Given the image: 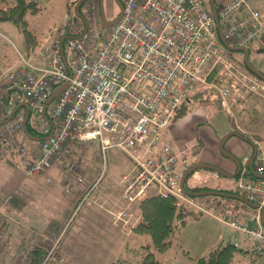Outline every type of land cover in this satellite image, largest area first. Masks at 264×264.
Wrapping results in <instances>:
<instances>
[{
    "label": "built area",
    "instance_id": "2783aa9c",
    "mask_svg": "<svg viewBox=\"0 0 264 264\" xmlns=\"http://www.w3.org/2000/svg\"><path fill=\"white\" fill-rule=\"evenodd\" d=\"M251 1L216 0L220 31L230 45L250 47L264 34V17L250 8ZM121 3L119 19L107 29L100 24V0L85 1L81 24L74 20V9L67 11L52 41L38 51L46 67L23 56L15 66L0 67V111L10 114L16 109L0 127V137L8 141L16 130L24 135L27 104L30 116L35 114L33 129L45 139L28 140L31 146L22 154L26 175L41 174L66 159L74 142L98 141L103 152L116 146L132 159L131 174L122 181L128 206L154 194L186 200L179 188L180 176L202 148L197 142L173 146L163 141L164 130L211 67L221 62L230 74L237 68L226 54L205 0ZM241 13L245 15L240 17ZM246 88L261 93L264 84L252 80ZM219 93L224 104L231 93L229 84L223 81ZM248 162L245 157L243 164ZM254 167L264 175L262 155L258 154ZM236 190L264 206V180L242 178ZM230 224L244 232L252 245L264 243L261 229L236 221Z\"/></svg>",
    "mask_w": 264,
    "mask_h": 264
},
{
    "label": "rangeland",
    "instance_id": "374dc122",
    "mask_svg": "<svg viewBox=\"0 0 264 264\" xmlns=\"http://www.w3.org/2000/svg\"><path fill=\"white\" fill-rule=\"evenodd\" d=\"M27 1H36L39 7L36 13H27L26 29L36 37L37 47L40 48L52 41L67 10V3L74 0ZM205 2L206 8L209 10L208 0ZM14 4L15 0H4L3 6L11 7ZM102 7L107 20L112 19L118 13V7L114 0H102ZM256 7L264 11V0H252L250 8ZM80 11H83L82 7ZM244 15L241 13L240 17ZM74 20L81 24L77 18ZM26 44L25 35L20 27L9 21H0L1 63L17 60L18 53L27 57ZM261 45L262 42L257 40L249 47V61L256 69L264 73V49L260 47ZM226 52L231 55L230 57L233 58L238 69L234 68L233 74L229 72L226 74L224 64L221 62L211 67L206 72L207 76L204 82L195 85L194 100L186 103L183 117L203 111L207 113L205 117L207 124L200 130V136L207 146L209 143L218 144L219 137L221 139L225 133L230 132L233 126L247 132L250 137L253 136L250 132L256 131L261 136L258 138L264 153V114L257 113L252 117L253 112L250 108L243 106L241 109H234L233 101L229 100L232 95H236L234 99L237 100L249 92L261 94L246 88L248 83L255 79L240 65L244 60L243 52L240 50H226ZM46 64L45 60L43 66ZM223 81L224 84H229L232 93L228 96L227 102L224 101V104L220 102L219 98V88ZM261 98L264 100V96ZM234 110L236 113L233 114ZM239 110L243 111L238 112ZM34 116V112H31V116L27 119L32 128L34 121L32 117ZM5 120V114H1L0 122ZM36 127L40 130L38 124ZM247 142L252 149L254 141L253 143L249 140ZM74 144L76 143L70 145L71 155L63 161L55 162L50 168V170L56 167L61 168L68 174L65 178L62 176L64 180L61 182L55 178L57 186L51 188L48 185L51 183L50 178L46 181L47 171L38 176H26L23 172L22 154L31 146L28 139L19 130L14 131L13 137L8 141L4 137L3 139L0 137V206L4 210H7L5 205L10 193L9 203L19 205L20 198L25 200V196L24 198L22 195L19 196L18 189L20 190L21 187L35 181H39L45 189H54L53 193H48L49 195L61 197V200L54 197L55 209L53 212L45 205L33 204L38 208H29V211L36 212V214L24 218L22 224L17 220H9L4 210H0V235L12 237L13 245L18 243L21 245V248L15 253L12 254V251L5 253V242L0 239V255L5 253L0 257L1 264H26L28 250L34 245H40L44 250V260H47L44 264H110L117 259H122L125 263L136 264L148 250L153 251L156 258L166 264H196L198 257L204 254L202 252L205 246L219 234L223 244L236 239L238 234L242 235L241 231L227 222L234 219L245 223L249 222L247 220L249 216L245 221L237 217L233 218V216H239V214L234 215L238 210L236 205L242 206L245 213H257L239 199L232 197L211 194L189 198L187 208L196 215L188 216L186 226L173 236L171 245L165 252H157L150 236L133 232L126 223L127 217L124 215H122L123 218L119 217L121 211L125 213L132 209L131 206H126V201H123L124 206L122 204L123 207L115 212L113 218L102 210L103 206L110 205L114 197L117 198L121 195L124 200L121 178L123 174L126 176L131 174L133 162L130 158L116 146L108 147L103 152L98 141L79 142L80 147L78 143ZM196 160L198 161V159ZM90 171L96 172L98 177L95 182L92 181V187L83 194L81 192L84 186L91 179L88 177ZM193 175L194 177L196 175L197 180L203 185L225 187L223 182L226 181L228 184L231 181L229 177L206 168L196 170ZM190 179H187L189 186H191ZM61 184H65V187H58ZM67 187L71 188L69 192L66 191ZM101 190H104L108 199L101 196L100 201L96 197ZM32 196H34L32 193H28L26 198L29 199ZM227 209L229 211H226ZM70 212L71 215L68 217ZM245 215L243 214V216ZM212 216L216 218L221 216L227 221L220 219L225 222L223 224V222L213 219ZM218 222L221 228L217 224ZM9 227L16 235L9 231ZM147 245L150 248H147ZM214 248H210L209 251ZM241 248H243V244ZM7 253L8 255H6ZM48 253H51L50 256ZM231 264H264V253L257 256L254 253L238 252Z\"/></svg>",
    "mask_w": 264,
    "mask_h": 264
},
{
    "label": "crops",
    "instance_id": "0c3cea01",
    "mask_svg": "<svg viewBox=\"0 0 264 264\" xmlns=\"http://www.w3.org/2000/svg\"><path fill=\"white\" fill-rule=\"evenodd\" d=\"M256 8H258V7H256ZM258 9H260V8H258ZM260 11L264 15V11L261 9H260ZM257 40L263 42L262 38L260 39V37H259V39L257 38ZM38 49L34 52V63L37 66L42 67L44 65L45 61H43L42 58L38 56V51H39ZM17 62H18V60H15L12 62L0 63V66L2 68L6 69L12 65L17 64ZM260 94L261 95H257L255 93L249 92V93L244 94L243 96H241L237 100L234 99V97L236 95H232L229 100L233 101L234 105L232 103V107H234V109H236V108L241 109V108H243V106H245L246 108L247 107L250 108L251 112H253V114L251 115L253 117L257 113L258 114H260V113L264 114V100L261 98L264 96V91H261ZM192 100H194V99L192 98L190 101H192ZM2 101L5 104L6 100L4 97L2 98ZM243 110H239L238 112H242ZM232 113L234 114V113H236V111L234 110ZM1 114H6V113L4 111H0V115ZM184 115L185 114L178 116L177 118H173L171 120L168 127L164 130V133L162 136L163 141L169 142L173 146H179V147H182V146L187 145V144L189 145L190 143L197 142L202 147V152L198 157V161L200 163L213 165V166H216V167L223 169L224 171H226L228 173H234L237 169L235 163L231 159L222 155L219 151V143H220L219 140H221L220 137L218 136L219 137L218 144L217 143H209V145L207 146V144L205 142H203L202 137L200 136V130H202V126H205L207 124L206 123L207 120L205 119L207 113L203 111L202 113H200V112L194 113V114H191L190 116H187V117H183ZM230 121H231V119H230ZM233 130L243 134L250 141L251 140L254 141V144H258L260 146V152L264 157V153L262 152V146L260 144L261 142L258 138L261 136L258 132H256V131L250 132L251 135H253L252 137H250L247 134V132L243 131L239 127L237 128V126L236 127L233 126L231 131H233ZM231 136H233V137H231ZM231 136L226 140V142L224 144V148L227 151L231 152L241 162V164H243L242 159L246 156L250 157L254 152L255 146H254V144H252L253 148L251 149V146L249 145V143L247 141L245 143V141L242 140L241 138H239L235 135H231ZM76 144H74V145H76ZM80 146H81V144H79V147ZM97 147H99V146L97 145ZM80 151H81V149H80ZM240 169H242V167ZM80 171L82 172V170H80ZM66 173H67L66 170H63V169L57 168V167L54 168L53 170L49 169V171H47L45 174L46 175V181H48V178H50V181H51V183L47 182L49 187L52 188L53 186H57L55 178L61 182L62 180H64L62 176H64V178L66 176H68V174H66ZM85 173H88V172H85ZM125 175L126 174H123L122 178ZM53 176H55V177H53ZM240 176H238V177H240ZM88 177H90L91 179L89 180V183L84 186V189L81 192L83 194L85 191H88V188L92 187L91 186L92 181L95 182L97 180L98 176H96V172L93 173L92 171H90V174L88 175ZM238 177L229 178V179H231L230 183L226 184L227 183L226 181L223 182V184L225 186V187H223L220 185L212 186L211 184L203 185L200 183V181L197 180L198 177L196 175H195V177H194V175H191V177H189V178H191L190 179V185H191L190 187L194 188V187H204L205 186V187L224 189V190H226V189H228V190L233 189L234 190V185H235V182L238 179ZM122 178H121V181H122ZM259 179H262V178L257 177L256 180H259ZM231 186H233V187L231 188ZM58 187L64 188L65 184H61ZM51 188L45 189V187L42 184H40L39 181H35L34 183H30L29 185H26L23 188L21 187L20 190L18 189L19 196L22 195V198H24V196H25V198H24L25 200H22L20 198L19 205H12L8 201V199L11 197V193H10V195L7 197V203H6L7 206L5 205V207H7V210H4L2 208V206H0V210L1 209H2V211L4 210V213L9 218V220H17L20 224L24 223L23 222L24 218H27L30 215L36 214V212L32 213L29 211V208H34V209L38 208L37 206H33V204L38 205V203H39L40 205H45V207H49V210L53 212L55 209L54 197H58L59 200H61V197L60 196H54L52 194L49 195L48 193L54 192V189H51ZM70 189L71 188L67 187L66 191L69 192ZM39 192H40V195H38ZM28 193L29 194L32 193L34 196L27 199L26 196L28 195ZM101 196L104 197V199H108L104 190H101V192H99V194L96 197L101 201ZM243 203L245 205H247L248 207L252 208L247 203H245V202H243ZM104 204H105V202H104ZM122 204L124 206V202H123L122 197L120 195L119 197L117 196V198L114 197L111 200L110 205L103 206L102 210L104 213L108 214V212H110V211L114 212V211L122 208L123 207ZM229 204L231 205V202H229ZM236 207H238L237 208L238 210L236 212L237 214L234 213V215L239 214V216H233V218L237 217V218H240L242 221H245V219L249 216V218L247 220L250 219L251 221L249 220V222L247 224L251 227L256 226V221L251 219L252 217L256 216L255 212L245 213V209L242 206L236 205ZM226 211H229V209H227ZM243 214L244 215L246 214V215L243 216ZM70 215H71V212L69 213L68 217H70ZM212 217H213V219L215 218L221 223L223 221H221L220 219L227 221V220L223 219L221 216H219L218 218H216L214 216H212ZM219 222L217 223L218 225H219ZM223 224H225V222H223ZM219 227H220V225H219ZM9 231L11 233H13L14 235H16V233H14V231L10 227H9ZM241 236H242L241 234H238L239 238H241ZM8 239L10 241H12V237L9 236ZM220 243H221V240H220V234H219L217 236V238H215L214 240H211L210 243L207 246H205L202 253H206L207 251H209L210 248H214L217 246V244L219 245Z\"/></svg>",
    "mask_w": 264,
    "mask_h": 264
},
{
    "label": "trees",
    "instance_id": "16d2710c",
    "mask_svg": "<svg viewBox=\"0 0 264 264\" xmlns=\"http://www.w3.org/2000/svg\"><path fill=\"white\" fill-rule=\"evenodd\" d=\"M78 1L79 0H74L71 3H67V10L69 11L73 7H75ZM3 4H4V0H0V21H9L15 24L16 26L20 27L26 38L28 56L25 57L21 55L20 53H18L17 60L20 59V56H23L25 58H29L31 61L33 60L32 63L36 65L34 63V52L39 47L37 48L36 37L33 36L26 29L27 28L26 15L27 13H36L39 10V7L37 6V2L27 1V0H15V4L11 7H5L3 6ZM80 9L81 8L78 9V12L81 15L82 11H80ZM73 17L79 20L78 15L73 14ZM228 55L231 56L229 53ZM42 60L45 61V59L43 58ZM15 65H12V66H15ZM240 65L244 67L246 72L254 76V74L250 72L246 68V66L243 65V63H241ZM46 66H42V67H46ZM2 69H5V68H2ZM218 81H220V79H218ZM8 97H9V92L5 94V97H4L5 100H7ZM189 99L190 98H187L177 108L174 114V118H177L178 116H181L184 114L185 105L189 101ZM219 106H220V103H219ZM26 132L34 136H40V134L37 131H35L31 126H29L28 123L26 124ZM130 160L132 161V159ZM195 163H200V162L198 161ZM191 174L188 175L187 179L191 177ZM243 176L246 178L252 177L249 171H246V173L243 174ZM187 179L185 180L184 187L187 190H190L193 192L216 191V192L236 194L235 190L233 189L224 190V189L210 188V187H205V186L193 188L187 184ZM122 181H123V178H122ZM217 195L221 196V194H217ZM123 201H125V199ZM116 211L114 212L110 211L108 212V214L113 218ZM190 214H195V213L191 212L187 207H184L182 204L177 203L175 197L150 196V197L142 199L139 202L133 203L132 209L129 210L128 212L125 211L124 216L127 217L126 223L127 225L130 226L133 232L140 234V235L150 236L153 242L154 249L157 252L162 253V252H165L167 248L171 245V240L173 236L176 233L180 232V230H183V228L186 226L187 218ZM124 216H121V217L123 218ZM242 235L244 236V238L243 236L241 238L237 237L231 242H228L225 244L221 242L213 250H210L207 253H204L203 255H201V257H198V259L196 260V264H231L235 258V255L238 252L254 253L257 256L262 255L264 253V243L252 245L250 242L246 241L245 235L243 233ZM8 237L9 236H6V235H0V239H2V241L5 242V253L7 251H12V254H13L16 251H18L19 248H21V245H19L20 243L13 245L12 241L7 239ZM234 242H238V245L235 246ZM242 244H243V248H241ZM146 247L150 248L149 245H147ZM28 251H29L28 259L26 255V260H27L26 264H44L45 252L40 247V245L39 246L35 245L33 246L31 250L29 249ZM3 255H0V257ZM6 255H8V253ZM0 264H1V258H0ZM110 264H129V263H125L124 260L122 259H117L111 262ZM136 264H166V263H163L160 260H158L155 256V253L151 250H148L145 254L142 255L140 261L137 262Z\"/></svg>",
    "mask_w": 264,
    "mask_h": 264
},
{
    "label": "water",
    "instance_id": "95a60500",
    "mask_svg": "<svg viewBox=\"0 0 264 264\" xmlns=\"http://www.w3.org/2000/svg\"><path fill=\"white\" fill-rule=\"evenodd\" d=\"M84 0H79L77 5H76V9H75V12H76V15H78V17H81V15L79 14L78 12V9L79 7L81 6L82 2ZM115 3L117 4L118 8H119V14L112 20H106L105 18V15H104V12H103V7H102V0H100V12H101V25L104 29H107L108 27H110L114 22H116L118 19H119V16L121 14V11H122V5L120 3L119 0H115ZM209 4H210V8H211V12H212V15H213V18L217 24V28H218V31H219V38L221 39L222 43L225 45V47L228 49V50H240L243 52V55H244V60H243V63L244 65L247 67V69L252 72L257 78H259L260 80L264 81V74L256 69L252 64L251 62L249 61L248 57H249V50L247 48H244V47H232L230 45H228V43L225 41V39L223 38V36L221 35V32H220V28L218 26V17H217V11H216V7H215V2L214 0H209ZM82 18V17H81ZM66 86V83H64L61 87L55 89L53 95L58 92L59 90L63 89L64 87ZM53 95L46 101L45 105H44V111H45V108L46 106L52 101L53 99ZM25 107H26V111L27 113L29 112V107L27 104H25ZM15 113V110L11 113L10 117L5 120L4 122H0V125L3 124V123H6L8 120H10L12 118V116L14 115ZM27 117V115H26ZM23 127L25 129V125L23 124ZM26 130V129H25ZM27 137L31 140H34V141H42L44 140L45 138L44 137H36V136H33L31 135L30 133H26ZM231 135H235L241 139H244L245 141H248L246 137L242 136L240 133L238 132H235V131H230L228 133H226L220 140V143H219V151L222 155L226 156L227 158L231 159L235 165H236V171L234 173H228L226 171H224L223 169L219 168V167H216V166H213V165H209V164H203V163H198V164H194V165H191L182 175L181 177V180H180V187L183 189V191L189 195H192V196H205V195H210V194H221V195H225V196H228V197H233V198H236V199H239L245 203H247L249 206H251L253 209H258V205L255 204V203H250V202H247L245 201L242 197L240 196H237V195H234V194H230V193H224V192H216V191H198V192H190L188 190H185L184 189V182L187 178V176L191 173H193L195 170L197 169H202V168H206V169H212L216 172H218L219 174L221 175H224L226 177H229V178H234L236 177L239 172H240V162L239 160L229 151H227L225 148H224V144L226 142V140L231 136ZM255 155H256V151L254 150L251 158H250V162H249V169H250V172L252 173V175L254 177H263V176H260V175H257L255 174V172L253 171L252 169V163H253V160L255 158ZM260 209V220H261V224L264 226V208L261 207L259 208Z\"/></svg>",
    "mask_w": 264,
    "mask_h": 264
},
{
    "label": "flooded vegetation",
    "instance_id": "af4514ba",
    "mask_svg": "<svg viewBox=\"0 0 264 264\" xmlns=\"http://www.w3.org/2000/svg\"><path fill=\"white\" fill-rule=\"evenodd\" d=\"M37 137H41V136H37Z\"/></svg>",
    "mask_w": 264,
    "mask_h": 264
}]
</instances>
